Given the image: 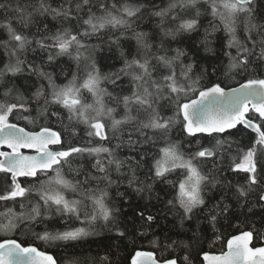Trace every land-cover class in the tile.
I'll use <instances>...</instances> for the list:
<instances>
[{"label": "snow or ice", "instance_id": "snow-or-ice-1", "mask_svg": "<svg viewBox=\"0 0 264 264\" xmlns=\"http://www.w3.org/2000/svg\"><path fill=\"white\" fill-rule=\"evenodd\" d=\"M145 21L148 31L140 29ZM201 27L199 44L214 53V64L201 66L185 48L171 46ZM213 37L222 55L210 47ZM92 38L106 42L110 53L115 48L121 66L103 72L101 44ZM0 50V149H8L0 150V264H57L16 233L65 247L104 229L125 239L129 229L119 226L109 190L126 185L151 200L157 182L171 185L154 197L163 210L133 208L131 235L133 243L152 235L160 255L138 249L130 264H195L200 256L203 264H264L258 0H0ZM62 57L74 62L71 78ZM25 72L36 79L21 90L16 80ZM237 76L244 81L238 87L224 84ZM61 77L67 82L57 83ZM13 116L33 130L11 122ZM238 126L249 131L247 143L232 138ZM176 130L182 139L173 141ZM207 159L213 163L205 173L200 162ZM177 171L182 178L169 180ZM169 215L171 226L161 229ZM193 220L196 226L186 227ZM221 227L235 233L226 238L227 250L204 251L209 240H221ZM257 240L260 246H252ZM112 255L109 248L67 264H117Z\"/></svg>", "mask_w": 264, "mask_h": 264}, {"label": "trees", "instance_id": "trees-1", "mask_svg": "<svg viewBox=\"0 0 264 264\" xmlns=\"http://www.w3.org/2000/svg\"><path fill=\"white\" fill-rule=\"evenodd\" d=\"M56 2H59V0H56ZM109 3L112 2V0H108ZM156 4H161V0H155ZM167 0H164V3H166ZM258 4L261 7H264V0H258ZM55 6V4L53 5ZM204 24H207V20L204 21ZM151 25L147 24V21L145 23L140 25V29H143L145 31L150 30ZM187 35V34H185ZM219 36H225V33L222 31L217 33ZM203 37V27L199 30V34H191V39L184 40V37H178V40H183L184 42L182 43H173L171 46L172 47H181L185 48L188 51L189 57L195 56L198 60L201 66L205 65H210L214 64L216 61L214 60L213 56L214 53L212 52H205L203 46L199 44V41ZM103 38V37H102ZM213 43L210 45V47L217 49L218 55H222L221 52H219V45L215 42V37L212 38ZM92 44H101V48L97 50V59L100 65H102V71L103 72H108L112 70L110 67L111 65H114L115 67H120L122 62H116V58L119 56L118 51L113 48L112 52H109V45L104 42L101 43V39L97 38H92L90 41ZM124 47H127V43L123 44ZM199 48V51L197 52L196 49ZM2 52V50H0ZM33 57L31 54H29V59H32ZM38 62V60H37ZM189 62L188 60L185 61V63ZM60 63L65 66L66 72L65 75L68 76V78H71L70 73L67 71L68 65H72L74 62L70 61L67 57H62L60 58ZM49 71H52V69H48ZM74 70V68H73ZM35 76L29 77L28 74L22 73L19 74V78L16 80V84L21 88V90L24 89V85L26 81H35ZM216 77H212L213 82H216ZM67 81L61 77L60 80L57 81V83H66ZM244 82L243 80L240 79L239 76H237L235 79H228L224 81V84L227 85L228 87H231L233 85L239 84ZM103 87H107L109 91H111V86L107 84H103ZM210 86V85H209ZM34 91V89H32ZM171 113H169L170 115ZM35 115V113H33ZM11 122L13 123H18L24 127H26L29 130H33L34 126L27 124L26 121L23 120H17L15 116L11 117ZM53 127L55 128V122H53ZM239 131L233 130V135L232 138L238 141H243L244 143L248 142V136L250 135L248 130H245L242 126H238ZM170 138L173 141L176 140H181V134L179 133L178 130L171 132ZM254 136V134H251ZM126 138V137H125ZM197 139H200L202 143L204 144L205 147L211 146L208 142L207 137H200L198 136ZM115 141H113L114 143ZM82 141L77 140V144L74 146H78ZM65 146H67V141L65 142ZM163 141L159 144L158 147H164ZM193 151L196 149L193 148ZM121 155H128V152L122 151ZM87 158V157H85ZM201 166L203 169V172H207L209 168H211L213 161L211 159H207L204 161H201ZM141 179H143V173L140 174ZM227 175V174H225ZM179 178H182L180 175L179 171L176 173L171 174L168 179L177 181ZM228 178H231L229 176ZM154 191L151 194L153 196V199L149 200L147 193H142L139 196L134 193L131 189L127 188L126 185H121L119 188H116L115 186L111 188L110 191V196H111V201H112V206L119 208L120 213L118 214V219L120 221V227L121 229L124 228L125 225H127L129 229V235L125 239H119L116 235L115 230L109 231L107 229H104L100 231L97 235L93 236H88L83 238L80 241L77 242H72V244L68 247H65L63 245L57 246L56 244H45L41 241L35 240L34 237L31 236H22L20 233H16L15 236L19 240H27L30 243H33L35 246H37L39 249L50 252L55 260L57 261V264H67L68 260L73 257V256H78L81 254H89L91 253L92 255H99L103 256L106 254V252L111 249V252L113 253L111 259L117 264H128L129 259L133 252L136 249H146V250H151V251H156V255L159 256L160 252L155 249V246L150 243V241L153 239L152 235H149L147 238L142 239V240H135L133 243V238L131 235V230H132V223H131V218L133 215V208H137L139 206L140 208L144 207L145 205L148 207L150 211H156V209H161L163 210V204L157 201L154 197L156 194H159L161 197H164V192L165 190L171 189L170 184H161L157 182L153 186ZM118 192H126L127 196L125 198H121L120 196L117 195ZM174 194V193H172ZM169 197H165L167 199ZM125 199L128 200V202H125ZM11 206V205H10ZM3 209L0 208V211ZM172 217L169 215L167 221L161 219L159 221V226L161 229L166 230V225L167 227H170L172 224ZM139 223V222H138ZM235 223V221H233ZM196 226V221L193 220L191 225L186 224V227H195ZM177 228H179V225H177ZM152 229L156 230L157 229V224L152 225ZM141 229H137V231H140ZM220 233H222V238L220 241H216L215 243H212L211 240L206 242L203 246L204 251H221L225 247L226 243V238L227 236L231 234H235L231 228H220ZM2 235V234H0ZM262 242L257 240L253 242V245H260ZM181 257L184 255V253H180L177 251V253ZM195 254V253H194ZM195 264H202V257L200 256Z\"/></svg>", "mask_w": 264, "mask_h": 264}, {"label": "water", "instance_id": "water-1", "mask_svg": "<svg viewBox=\"0 0 264 264\" xmlns=\"http://www.w3.org/2000/svg\"><path fill=\"white\" fill-rule=\"evenodd\" d=\"M243 83V82H242ZM239 86V84H236V85H233V86H231V87H238ZM193 98H195V97H193ZM20 125V124H19ZM20 126H22V125H20ZM22 127H24V126H22ZM27 130H29V129H27ZM38 130V129H37ZM0 150H4V151H7L8 149L7 148H2V149H0ZM29 154H31V153H29ZM225 245H226V243H225ZM35 246V245H34ZM252 246H260V245H252ZM37 247V246H36ZM39 249V248H38ZM40 251H44V250H41V249H39ZM136 250H138V249H136ZM135 250V251H136ZM139 250H143V251H151V250H146V249H139ZM227 249H226V247H224V249L223 250H221V251H216V252H213V251H208V252H210V253H212V254H215V255H219L222 251H226ZM135 251L133 252V254L135 253ZM48 254H50V255H52L50 252H48ZM132 254V255H133ZM53 256V255H52ZM202 257V256H201ZM54 258V257H53ZM55 259V258H54ZM130 259H131V257H130ZM130 259H129V263L128 264H130ZM202 264H203V260H202Z\"/></svg>", "mask_w": 264, "mask_h": 264}]
</instances>
